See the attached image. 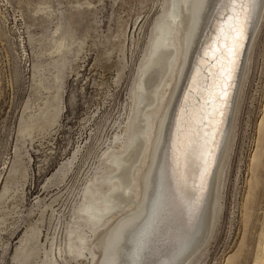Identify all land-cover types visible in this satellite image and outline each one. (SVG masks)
Here are the masks:
<instances>
[{"label": "rangeland", "instance_id": "374dc122", "mask_svg": "<svg viewBox=\"0 0 264 264\" xmlns=\"http://www.w3.org/2000/svg\"><path fill=\"white\" fill-rule=\"evenodd\" d=\"M171 1L0 0V264H98L104 231L119 215L95 229L91 205L104 206L110 160L127 153L139 91L153 104L142 105L151 129L130 152L125 177L137 192L157 117L177 90L181 24L172 20V73L170 51L144 68ZM256 22L212 236L184 264H253L263 239L264 6Z\"/></svg>", "mask_w": 264, "mask_h": 264}, {"label": "bare ground", "instance_id": "6f19581e", "mask_svg": "<svg viewBox=\"0 0 264 264\" xmlns=\"http://www.w3.org/2000/svg\"><path fill=\"white\" fill-rule=\"evenodd\" d=\"M210 1L172 0L169 12L157 24L144 68L153 56L170 51L165 66L166 72L172 73L177 48L172 20L181 24L184 32L177 90L172 103L157 117L150 161L137 192L125 177L134 165L130 152L151 129L142 105L153 104L149 92L139 91L136 106L139 120L127 153L110 160L115 171L106 177L111 188L102 196L104 206L91 205L89 218L95 229L119 215L104 231L98 264H184L212 236L223 160L233 124L231 110L234 113L247 50L264 0H254L246 47L222 123L215 112L217 105L212 103L211 73L219 63V59L214 62V53L219 57L225 40H230L229 29L236 23L239 5L236 0ZM181 15L183 18H177ZM158 86L151 90L154 96ZM253 264H264V235Z\"/></svg>", "mask_w": 264, "mask_h": 264}, {"label": "snow or ice", "instance_id": "6c2138e0", "mask_svg": "<svg viewBox=\"0 0 264 264\" xmlns=\"http://www.w3.org/2000/svg\"><path fill=\"white\" fill-rule=\"evenodd\" d=\"M239 5L236 23L229 29L230 40H225L223 49L219 51V57L214 53V62L219 59L215 71L211 73L214 83V97L212 103L217 105L215 112L218 114V122L222 123L229 107L234 88V81L240 65V57L249 35L253 18L254 0H236ZM219 43L216 49H219ZM219 131V129H217Z\"/></svg>", "mask_w": 264, "mask_h": 264}, {"label": "water", "instance_id": "95a60500", "mask_svg": "<svg viewBox=\"0 0 264 264\" xmlns=\"http://www.w3.org/2000/svg\"><path fill=\"white\" fill-rule=\"evenodd\" d=\"M212 1V0H211ZM211 1H210V3H211Z\"/></svg>", "mask_w": 264, "mask_h": 264}]
</instances>
